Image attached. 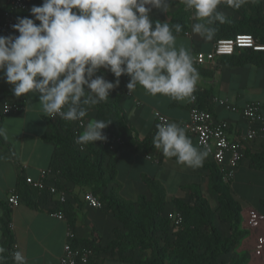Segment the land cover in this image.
<instances>
[{"label":"crops","instance_id":"crops-1","mask_svg":"<svg viewBox=\"0 0 264 264\" xmlns=\"http://www.w3.org/2000/svg\"><path fill=\"white\" fill-rule=\"evenodd\" d=\"M256 1L264 14V0ZM4 8L5 1L0 0V10ZM218 8L222 9L219 6ZM222 10L227 12L224 15L226 18L232 20L241 18L238 13L228 9ZM167 12L171 10L162 12L153 8L149 15L150 18L163 21ZM197 21L202 22L199 19ZM189 22V29L175 36L177 49L183 46L192 58L197 52H210L214 41H207L192 31V26L195 24L193 15L190 16ZM18 35L19 33L14 32V36ZM241 52L243 51L236 50L233 55ZM226 58L227 56L217 57L213 62H207L203 66H196L193 63L199 73L195 91L199 95V105L203 109H210L215 121L229 122V136L234 139L245 129L239 111H228L214 100L225 101L237 109L248 102H257L262 106L264 119V65L246 63L242 66H230L226 63ZM99 71V76H103L107 81L114 82L117 79L108 70L99 69ZM129 80L130 77L125 75L119 77V86L110 92L104 102L118 105L127 126L137 140L153 136L155 112L165 115L169 123H175L183 128L182 124L188 117L189 100L177 101L160 94L153 96L139 85L134 90L128 91L126 85ZM12 88L13 86L6 83L3 74L0 73V127L6 129V138L0 137V247H3L5 241L2 222L5 220L7 208L10 212L9 221L12 224L14 252H21L26 264H58L68 228L73 231L77 242L93 241L99 249H102L111 239L112 229L117 223L104 209L96 210L86 206L83 194L88 191L53 176L54 181L70 190V194H65L72 208L71 216L59 212L55 204L56 197H44L37 191H31L27 197H24L18 192L19 183L24 181L25 176L37 179L41 170L50 168L54 145L42 139V136L49 131V119L48 114L42 110L39 96L29 94L30 97H17L13 94ZM4 103H19L21 109L16 113L3 115L1 108ZM92 119H96L95 113L89 111L84 121L85 126ZM109 132V126L103 130L107 138ZM185 133L191 139L193 146L202 151L197 147L195 137L186 131ZM122 138L127 141V137ZM263 145V142H256L250 146L244 160L235 170L232 181L228 184L230 195L240 206V228L246 233L237 246L234 257L245 255L247 264H264V172L252 168L249 164V155L261 151ZM147 155L158 156V163L148 160ZM115 157V183L119 186V196L125 201L135 202L139 195L150 198L148 188L142 180L143 176L163 186L166 193V211L172 209L171 200L187 199V193L183 190L186 186L198 185L204 198L210 196L206 170L179 164L175 159L165 157L160 149L156 148L146 154L133 147L121 146L117 149ZM206 163H212L209 155L203 162ZM13 189L20 202L17 206L9 208L6 200ZM52 213L62 214L64 219L59 220L53 217ZM223 228L225 229L223 233L226 235L228 229L226 226ZM99 255L102 264H130L103 250Z\"/></svg>","mask_w":264,"mask_h":264},{"label":"clouds","instance_id":"clouds-1","mask_svg":"<svg viewBox=\"0 0 264 264\" xmlns=\"http://www.w3.org/2000/svg\"><path fill=\"white\" fill-rule=\"evenodd\" d=\"M182 2L202 21L193 24L192 31L207 41L217 32L216 22H227L217 10L221 0ZM246 2L227 0L233 9ZM168 7V0H43L30 9L34 19L17 17L12 29L18 36H0V73L15 96L38 95L45 113L66 121L81 120L88 115L86 106L106 101L122 75L130 77L128 91L139 85L153 96L193 101L199 73L192 56L183 46L177 49L168 23L150 20L153 8L163 12ZM174 27L180 32L181 25ZM99 69L117 79L97 76ZM110 123L90 120L76 143L105 142L103 130ZM0 137L6 138L3 127ZM153 144L165 157L193 169L202 167L207 157L175 123L158 124ZM5 251L0 247V254ZM13 259L26 264L19 251Z\"/></svg>","mask_w":264,"mask_h":264},{"label":"trees","instance_id":"trees-1","mask_svg":"<svg viewBox=\"0 0 264 264\" xmlns=\"http://www.w3.org/2000/svg\"><path fill=\"white\" fill-rule=\"evenodd\" d=\"M38 4L43 0H32ZM169 6H175L173 12L166 13L165 20L150 18L160 23H168L174 36L181 35L189 29L191 9H187L182 0L170 2ZM222 9H228L238 13L241 18L232 20L226 18L227 22H216L214 25L217 32L212 39L232 38L236 34H250L254 39L264 45V14L261 6L256 0H247L239 9L228 6L227 0H221L218 5ZM76 11V10H74ZM22 17H29L22 15ZM35 23H39L35 21ZM181 25L180 32L175 31V25ZM238 55L227 56L226 63L230 66H242L253 63L258 66L264 65V52H255L249 49L242 50ZM198 106L200 99L198 92L193 94ZM88 112L95 113V118L112 122L109 124L110 132L107 142H113L117 138L127 137L123 146L133 147L148 153L156 149L153 138L147 137L137 140L127 126L124 116L116 103L101 101L96 105L86 106ZM209 112L210 109L205 108ZM87 116L82 118L84 121ZM49 131L42 136L45 142L54 145V151L50 163V171L56 178L62 179L83 190L88 189L103 204V209L112 215L117 226L112 229L111 239L99 249L93 241H73V246H90L96 253L102 250L112 256H117L122 262L130 264H247L245 255L232 258L229 262L223 257L231 254L245 237V232L240 228V206L230 195L228 184L221 181L220 173L216 165L212 163L203 164L196 168L206 170L208 173V193L217 203L213 211L209 202L201 194L198 185H189L183 188L187 193V199L171 200L173 211L180 213L182 223L176 230L170 225L166 217V193L163 186L147 176L142 180L150 198L139 195L135 202L125 201L119 196V186L115 183L116 157L118 148L108 150L101 142L97 144L88 143L84 150L73 142L72 121L48 120ZM123 139V138H122ZM249 164L252 168L264 172V145L261 151L250 154ZM176 160V158L173 157ZM59 191L70 194L55 180ZM20 195L27 197L31 191L36 192L25 182L19 183ZM87 191V190H86ZM44 197L47 195L42 193ZM59 212L72 215V208L66 200L62 203L55 202ZM170 210V211H171ZM9 209H5V220L2 222L5 241L3 248V260L0 264H15L12 248L13 239L11 230L8 228ZM219 222V224H217ZM226 226L228 233H223ZM136 251L148 252V259H134Z\"/></svg>","mask_w":264,"mask_h":264},{"label":"built area","instance_id":"built-area-1","mask_svg":"<svg viewBox=\"0 0 264 264\" xmlns=\"http://www.w3.org/2000/svg\"><path fill=\"white\" fill-rule=\"evenodd\" d=\"M5 8L0 10V36H14L12 25L17 22V17L25 15L31 16L30 9L35 6H40L32 0H4ZM249 49L255 52H264V45L258 43L250 34H236L232 38L217 39L214 41L210 52H197L193 56V63L196 66H203L207 62H213L217 57L231 56L236 50ZM97 76L100 75L98 70ZM95 77V76H94ZM220 106H223L228 111H239L241 118L245 123V129L238 136L231 139L229 136L230 124L227 121H215L213 115L206 109L200 108L197 105L196 98L190 101L188 107L187 120L182 124L183 129L190 135L195 137L196 145L202 151H206L212 162L218 168L221 181L229 184L234 176L235 170L246 156V151L254 143H264V119L262 114V106L257 102H248L240 109L227 104L222 100H214ZM139 105V103H137ZM21 109L19 103L8 104L4 103L1 112L3 115L16 113ZM51 121H66L59 116L52 117L47 115ZM155 131L157 125L161 123H169V119L159 113H154ZM73 122V142L79 148L84 150V145L77 144V137L85 127L83 119ZM124 139L117 138L112 143L101 142L108 150H113L123 146ZM146 158L154 163H158L159 157L147 155ZM54 174L50 168L41 170L39 177L33 179L24 177V182L33 190L39 193H45L47 197H56V201L62 203L67 200V196L63 191H59L55 185ZM53 177V178H52ZM83 201L88 208L102 210L103 204L91 192L83 194ZM7 204L9 208H13L19 204V198L16 195L15 189L8 194ZM52 216L63 220L64 216L59 213H52ZM166 217L170 222L173 230L180 227L182 217L177 211H168ZM9 230H12V224L8 223ZM75 239L71 228H68L65 234V243L63 246L62 255L58 259V264H102L101 257L90 246L79 245L73 246ZM14 248H12V255Z\"/></svg>","mask_w":264,"mask_h":264},{"label":"rangeland","instance_id":"rangeland-1","mask_svg":"<svg viewBox=\"0 0 264 264\" xmlns=\"http://www.w3.org/2000/svg\"><path fill=\"white\" fill-rule=\"evenodd\" d=\"M169 1L170 2H173V1H177V0H169ZM175 8H176L175 6H169L168 7V9H170L171 12L174 11ZM217 10L220 11V12H222L224 15L227 13V12L223 11L222 9L220 10L219 8ZM191 15H193V21H194V23H198V21H197L198 18H196L194 16L193 10L191 12ZM85 190L88 191V189H85ZM207 201L209 202V205H210L211 209L214 211L215 208L217 207L216 201L211 196H207ZM217 224H219L221 226V224L219 222H217ZM224 232H225V229H224ZM236 252H237V250L235 249V251L231 254V256L228 254L229 256H224L225 258H223V259H225L226 261L229 262L231 260V258L234 257V254ZM133 258L134 259H148L149 258V255H148V252H145V251H140V252L139 251H136V252L133 253Z\"/></svg>","mask_w":264,"mask_h":264}]
</instances>
